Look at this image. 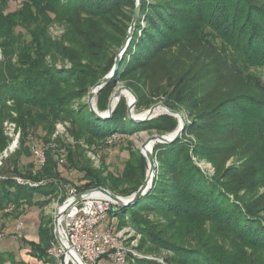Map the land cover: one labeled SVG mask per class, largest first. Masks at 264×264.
<instances>
[{
    "label": "trees",
    "instance_id": "trees-1",
    "mask_svg": "<svg viewBox=\"0 0 264 264\" xmlns=\"http://www.w3.org/2000/svg\"><path fill=\"white\" fill-rule=\"evenodd\" d=\"M10 1L0 0V152L9 143L2 128L8 117L22 131L17 158L29 153L28 140L39 129L49 138L59 121H68L74 138H86L89 146L101 141L106 145L114 134L142 130L166 134L177 128L178 119L168 113L136 122L128 115L125 94L108 118L97 116L88 102L72 107L113 66L116 56L105 43L121 45L136 0H23L13 11ZM123 7L129 10L123 12ZM142 15L148 27L135 49L142 28L138 21L121 61L120 68L127 67L118 73L139 74L129 83L138 97L135 109L146 110L162 97L175 110L207 107L201 111V122L186 123L182 137L154 144L160 164L154 184L138 202L115 205L110 222L118 228L129 216L143 229L141 248L173 251L165 257L168 264H264V194L259 192L264 186V0H143ZM94 19L101 20L99 30L92 29ZM55 22L66 26L68 43L66 35L56 40L50 34ZM18 28L25 29L29 39ZM167 51L172 57L165 59ZM130 53L132 63H127ZM57 58L73 65L60 69L53 63ZM118 74L97 93L100 111L108 108ZM186 133L195 134L198 143L186 139ZM128 148L131 158L122 176H116L93 168L82 146L68 147L66 166L86 179L75 186L80 191L107 187L119 195L136 192L146 178L148 162L141 151ZM234 153L239 165L226 166ZM12 156L0 167V211L14 204L16 209L6 214L21 217L28 208L51 203L60 181L68 179L52 149L46 150L45 164L36 172L34 163L24 169L20 158L15 163ZM195 157L212 162L215 174L206 172ZM139 172L142 181L136 184ZM123 183L133 187L122 189ZM67 185H61L64 193ZM36 194L43 198L36 199ZM142 210L159 217H142ZM50 222L42 216L37 238L28 239L27 233L21 238L32 257L58 264L49 253L56 241ZM7 262L33 264L0 253V264ZM162 263L128 255L126 264Z\"/></svg>",
    "mask_w": 264,
    "mask_h": 264
},
{
    "label": "rangeland",
    "instance_id": "rangeland-1",
    "mask_svg": "<svg viewBox=\"0 0 264 264\" xmlns=\"http://www.w3.org/2000/svg\"><path fill=\"white\" fill-rule=\"evenodd\" d=\"M22 1L23 0H11L9 10L13 11L16 8L20 7L22 4ZM123 10H124L123 12H126L129 9L123 7ZM139 20H140V25L142 28H140L138 30L136 43L134 44L135 49H136V46L138 45L137 43L144 36V30L143 29L144 28L146 29L148 27V23L145 19V15H142L141 17L139 16L138 21ZM100 22H101V20L100 21L97 19L92 20V29L99 30L101 28ZM123 23H125V20H123ZM103 26H106V25H103ZM66 29H67L66 26H64L63 24H61L59 22H55V23L51 24V26L49 28V32L52 35V37L56 40L57 39L58 40L63 39V37H65V35H66L65 43H68V41H67L68 31ZM107 30L109 31V33L112 34L111 28L107 27ZM19 31L20 32L22 31L23 36L29 39V35L27 34V31L25 29L22 30L21 28H18L17 32H19ZM98 34H100V33L98 32L94 35V41H96V42L100 41V38L97 36ZM105 44H106L107 50L110 53V55L112 56L115 54V56H116L121 45L112 44V43L107 42V41ZM171 53L172 52H170V51L165 52L164 58L167 59V58L172 57ZM162 57H163V54L161 55V57L158 60H160ZM1 59H3V52H2V49L0 48V60ZM131 59H133V58H132V54L130 53L127 56L126 62L129 63ZM53 63L55 65H57V67L60 69H62V68L63 69H69L73 65L71 61L60 59V58L55 59ZM131 63H132V60H131ZM201 63H202V61L200 60L198 62V64H197V62L194 64V65H197L196 69L201 67ZM114 65H115V62L113 64V66L105 74V76L111 75V78L109 79V81L112 80L115 77V75L120 72V70H121V72H123L127 67V66H123V68L121 69L120 68L121 64H120V66L116 70V72H113ZM137 75H139V74L138 73L137 74L136 73L135 74H128V72L123 73V74H118L117 78H119V80H117V84H116L115 88L113 89L112 95L119 87H122V86L130 87L129 83L132 80H134ZM91 87H93V86H91ZM89 93H90V91H88L84 97L75 100L72 104V107L77 109V108H80V106H82L84 103L88 102ZM125 93H126L125 94L126 99L128 101L130 100V98L132 99V96L130 94H128V92H125ZM96 101H97V98H96ZM159 102L164 103V98L162 97V99H158V100L154 101L150 107H152L153 105H155L156 103H159ZM8 103L11 104V101H8ZM205 107H207L206 104H203V105L199 106L197 109L189 110V109H186V107L184 108L183 106H181L180 109L177 111H180L185 115L186 123L193 124V123H199L202 121L201 111L204 110ZM146 110L135 109L134 114L135 115H139V114L143 115ZM11 114L13 117H15L17 115L14 110L11 111ZM176 118L178 119V117H176ZM146 121H148V120H146ZM136 122L141 123V122H145V121H136ZM178 122H179V119H178ZM185 127H186V125H185ZM2 128H3V133L8 137L9 143H8L7 147L2 152H0V154H4L3 159L0 158V167L4 165L6 159H8L10 156L13 155L14 157L12 156L13 158L10 159L12 162L16 163L20 158L19 163L22 167L24 166L23 167L24 169L28 167L27 165H29V163H34V166H35L34 172H36L38 169H40L45 164V160H46V157L44 160H40V155H42L44 153V156H45L46 150L52 149V152L55 153L56 155H58V157H59L58 159H60V161H61V159L64 160L63 162L61 161L62 163L60 162L59 169L61 170L62 175L68 179V181L67 182L66 181H60V184L61 185H67L68 184L71 186L83 185L84 183H86V179L83 177L84 174L82 172L75 170V169H70L66 166L68 147L74 148V147H77L78 145L82 146V148L84 149L83 151H84L85 155L87 156V158L91 161V164H92L91 166L93 168L99 169L101 171H105L106 175L108 173H112L113 175H116V176H122L123 172L126 169V162L128 160H130V158H131L130 157V151L128 148L129 145H131L135 151H138V152L141 151L142 152L141 146H142L143 142L146 140V138L152 134L158 133L157 131L151 132V131H147V130L134 132V129H133L134 133L114 134L112 136V138L108 140V143L106 145H104V143L101 141L98 144L89 146V144H88L89 142L87 141L86 138L85 139L84 138H81V139L74 138V136L70 133L71 124L68 121H59L58 123H56V127H55L54 132L49 137L50 142L45 141L46 139H49V138L47 137L45 139L43 137L44 132H41V129H39L37 131L38 135L34 134L33 139L28 140V142L30 141L28 143V145L31 147V150L29 151V153H23L21 155V157L19 156L17 158V153H15V152H16V150H20L23 146L21 143V134H22L21 128L19 126H17V123L12 119V117H8L4 120ZM185 130H186V128L184 129L182 135L185 133ZM158 134H160V133H158ZM182 135H181V137H182ZM185 136H186L185 138L188 139L190 142H193L194 144L198 143V138L195 134H189L188 135L186 133ZM14 141H15V143H14ZM195 160L199 163V165L206 172H208L209 174H215L216 169H215L214 165L212 164V162H210L206 159H198L197 157H195ZM156 162H157V167H159L160 164L157 161V158H156ZM239 163H240L239 158L237 157V154L234 153L229 158V160H227L226 166H229V167H232L234 165L238 166ZM157 173H158V171H157ZM18 180H19V182H26V180L23 178H18ZM29 181L30 180H28V182ZM141 181H142V174L139 172L136 184L140 183ZM29 184L34 185L37 183L30 182ZM61 185H59L60 189L57 192V195L55 196L56 199L54 198V200L51 203L43 206L42 208L39 207L38 205H36L32 208H28V212H26V214L22 215L21 217H15V216H11V215L6 214V213H10L16 209L14 204H11L9 207H7L5 209V211H0V226L3 225L2 226L3 232H1L3 234H2V236H0V253L11 254L16 261L25 260V261H29L33 264H50V263H43L41 261H38L36 258L32 257L29 254V251H30L29 245L26 244L22 240L21 236L23 235L22 233H27L26 236L28 239L37 238L38 227H39L42 216L44 217L45 220L50 218L51 219L50 227H52L53 230L55 229V223H54L55 217L58 213L59 207L62 205L61 199H62V194H64V191L61 190ZM120 187L122 189L131 188V187H133V184L123 183ZM259 192L264 194V186L260 187ZM134 193H131V195ZM131 195H123L122 194V196H127V197H129ZM35 198L38 200H41L43 197L39 194H36ZM139 213L142 217L145 216V217L149 218L150 220H156L157 217H159V216H157V214H155L153 212H146V210H142ZM236 217L240 218L239 214ZM115 220H117L116 217H115ZM127 220H129V216H127ZM127 220L124 224L120 225V227L117 228L115 226L116 230H118L121 233L124 241L128 245H131L132 247H134V249H136L138 251V253H143L146 255H152L154 258L164 260V262L162 264H168L165 257L171 255L173 253V251L165 249V248H162V249L150 248L149 245L141 248V245L145 239L143 229H142V227L138 226V224H134L130 220L127 222ZM129 256L134 257L132 255V253H130V252H129ZM5 264H14V263L7 262ZM98 264H114V263L110 259L104 257V258L100 259Z\"/></svg>",
    "mask_w": 264,
    "mask_h": 264
},
{
    "label": "built area",
    "instance_id": "built-area-1",
    "mask_svg": "<svg viewBox=\"0 0 264 264\" xmlns=\"http://www.w3.org/2000/svg\"><path fill=\"white\" fill-rule=\"evenodd\" d=\"M3 157L4 154H1L0 158ZM44 159L43 153L40 160ZM80 192L82 191L76 186L67 185L64 200L58 210L59 213L67 208L60 218L59 230L68 245L66 251L57 238L52 243L49 253L56 258L58 264H75L74 258L85 264H98L103 257L114 264H126L129 252L135 257L154 258L152 255L138 253L112 226L109 215L117 203L96 189L86 192L82 200L74 202L75 196Z\"/></svg>",
    "mask_w": 264,
    "mask_h": 264
},
{
    "label": "water",
    "instance_id": "water-1",
    "mask_svg": "<svg viewBox=\"0 0 264 264\" xmlns=\"http://www.w3.org/2000/svg\"><path fill=\"white\" fill-rule=\"evenodd\" d=\"M142 6H143V0H136V7H135V11H134V14L132 17V21L130 23L128 33H127L125 39L123 40L121 47H120V49L116 55L113 72H116V70L119 68L121 61L123 59L124 53H125L128 45H129V43L133 37L134 31L137 27L138 19H139L141 10H142ZM110 78H111V75H106L105 77L100 79L90 90V93L88 96V104L90 106V109L97 116L103 117V118L111 117L113 114V111L115 110V107H116L113 105L114 98H116L119 101L121 96L123 94H125V92H128V94L132 95V99L129 100L128 115L133 120H135V121H146V120H150V119H152V118H154L160 114H163V113H168V114L174 115V116L178 117V119H179V124L174 131L167 133V134H158V133L152 134V135L148 136L146 138V140L143 142V144L141 146V150H142V153L147 158L148 170H147V174H146V178H145L144 182L141 184V186L138 188V190L134 194L127 197V196L119 195V194L111 191L110 189L102 187V186L93 188V189L101 191L103 194L109 196L115 203H117L121 206H130V205L136 203L143 195L146 194V192L152 187V185L154 184V181L156 179L158 167H157L156 157H155L154 152H153V148L149 149V147H148L149 144H151V143L155 144L158 142L172 143L175 140L179 139L181 137L184 129H185L186 118L182 112L177 111V110L167 106L163 102L156 103L155 105H153L152 107L147 109L144 116L135 115L134 110H135V107H136L137 102H138V97H137L136 93L128 86L119 87L111 96L109 104H108V108L104 111H100L97 107L96 96H97L98 91L109 81ZM158 107L163 108V110L161 111L162 113H159V114L155 113V109ZM171 134H173V135L170 136ZM146 150H148V151H146ZM93 189H88V190H85V191L78 193L75 196L74 202L82 200L84 194L86 192H91ZM66 210H67V208L63 209L62 211H60L56 215L55 222H54L55 223V229L54 230H55V236H56L57 240L62 245L63 249L67 251L68 245L66 244V242L63 239V237L60 233V230H59L60 218L65 213ZM77 261L82 262L80 260H77Z\"/></svg>",
    "mask_w": 264,
    "mask_h": 264
},
{
    "label": "bare ground",
    "instance_id": "bare-ground-1",
    "mask_svg": "<svg viewBox=\"0 0 264 264\" xmlns=\"http://www.w3.org/2000/svg\"><path fill=\"white\" fill-rule=\"evenodd\" d=\"M126 94V93H125ZM131 95V94H130ZM132 96V95H131ZM131 99V98H130ZM117 102H118V100L116 99V98H114V100H113V105L114 106H116L117 105ZM163 110V108H161V107H158V108H156L155 109V113H157V114H159V113H162L161 111ZM145 113H146V111L144 112V114L142 115V114H139L140 116H144L145 115ZM173 134H171L170 136H172ZM149 149H151V148H153L154 147V144H149ZM154 149V148H153ZM146 151H148V150H146ZM74 261H75V264H85V263H83V262H79V261H77V259L76 258H74Z\"/></svg>",
    "mask_w": 264,
    "mask_h": 264
}]
</instances>
